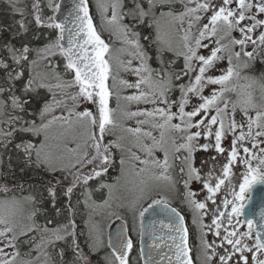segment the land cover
Masks as SVG:
<instances>
[{"label":"snow or ice","instance_id":"6c2138e0","mask_svg":"<svg viewBox=\"0 0 264 264\" xmlns=\"http://www.w3.org/2000/svg\"><path fill=\"white\" fill-rule=\"evenodd\" d=\"M0 3V264H264V0Z\"/></svg>","mask_w":264,"mask_h":264},{"label":"water","instance_id":"95a60500","mask_svg":"<svg viewBox=\"0 0 264 264\" xmlns=\"http://www.w3.org/2000/svg\"><path fill=\"white\" fill-rule=\"evenodd\" d=\"M58 3L69 4L70 0H57ZM251 199L246 201L245 213L243 218H252L255 222L259 223V212L262 207H264V185H255L251 192ZM249 212L255 213L254 216H249ZM119 221H117L112 227H117ZM139 245V241H138Z\"/></svg>","mask_w":264,"mask_h":264},{"label":"trees","instance_id":"16d2710c","mask_svg":"<svg viewBox=\"0 0 264 264\" xmlns=\"http://www.w3.org/2000/svg\"><path fill=\"white\" fill-rule=\"evenodd\" d=\"M89 3H90V13H91V15L94 18V23L97 25L96 14H95L93 2L89 0ZM6 8H7V5L6 4L0 3V20H4L5 18H7V19L10 20V14L5 11ZM45 11H47V10L45 9ZM45 31H47V30H45ZM104 38L107 41L108 38H107V34L106 33L104 34ZM176 206L178 208H181V206L179 205V203H176ZM182 211H183V209H182ZM134 239L137 240V237H134ZM137 245H138V241H137Z\"/></svg>","mask_w":264,"mask_h":264},{"label":"rangeland","instance_id":"374dc122","mask_svg":"<svg viewBox=\"0 0 264 264\" xmlns=\"http://www.w3.org/2000/svg\"><path fill=\"white\" fill-rule=\"evenodd\" d=\"M90 1H92L93 2V5H94V10H95V14H96V20H97V26L99 27V25H100V19H99V16H98V14H97V10H96V7H95V3H96V0H90ZM45 2H46V0H45ZM56 2H57V0H56ZM108 38V37H107ZM113 106H114V101H113ZM89 107H90V105H89ZM227 142H225V144H226ZM208 154L207 153H197V157L198 158H202V157H204V156H207ZM193 187L194 188H199V186L198 185H193ZM179 203V202H178ZM114 225V224H113ZM112 225V226H113ZM107 232H108V229L106 228L105 229V242H107ZM211 237V236H210Z\"/></svg>","mask_w":264,"mask_h":264},{"label":"flooded vegetation","instance_id":"af4514ba","mask_svg":"<svg viewBox=\"0 0 264 264\" xmlns=\"http://www.w3.org/2000/svg\"><path fill=\"white\" fill-rule=\"evenodd\" d=\"M225 146H227V143L225 144ZM242 170L243 169H240V171H242ZM237 190H238V187H237ZM200 198L201 199L203 198L202 195H201ZM222 198H224V197L223 196L218 197V199H222ZM227 198H231V197H227ZM221 210H224L222 205H221ZM183 214L186 216V222H187L188 227L190 228V231H194V229L192 228V224H191V215H190V213H188V211L186 209H183ZM241 219L244 220L243 216L241 217ZM209 239H212V237L209 236Z\"/></svg>","mask_w":264,"mask_h":264}]
</instances>
